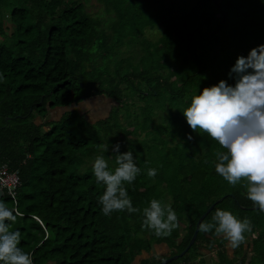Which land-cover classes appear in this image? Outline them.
<instances>
[{"label":"trees","instance_id":"16d2710c","mask_svg":"<svg viewBox=\"0 0 264 264\" xmlns=\"http://www.w3.org/2000/svg\"><path fill=\"white\" fill-rule=\"evenodd\" d=\"M158 28L157 39L147 37ZM260 45L264 0H0V165L19 176L3 200L18 214L12 229L33 264H134L154 242L179 253L222 197L202 223L218 209L248 218V264H264V212L243 181L232 186L216 173L223 150L182 113L204 88L235 86L237 58ZM101 95L116 105L90 120L79 104ZM128 151L141 171L125 187L140 211L105 216L94 161L103 155L114 170L116 155ZM152 199L176 213L170 234L142 227ZM223 240L199 230L190 250ZM190 250L169 264L190 263Z\"/></svg>","mask_w":264,"mask_h":264},{"label":"clouds","instance_id":"9594fccd","mask_svg":"<svg viewBox=\"0 0 264 264\" xmlns=\"http://www.w3.org/2000/svg\"><path fill=\"white\" fill-rule=\"evenodd\" d=\"M231 73L238 77L235 86L221 80L218 85L204 88L182 113L194 132L206 133L223 150L216 153V173L232 186L243 181L247 198L264 212V45L253 48L247 57H238ZM101 147L108 151L107 145ZM119 147L117 144L113 150L119 153ZM115 163L117 167L109 170L107 160L100 155L93 164L97 183H103L106 189L99 197L102 213L139 212L125 184L133 183L141 169L131 151L117 154ZM147 175L154 178L157 170L148 169ZM17 215L0 201V264H33L31 254L20 247L21 233L12 229ZM143 215L142 227L157 236L170 234L179 226L172 207L157 199L150 201ZM252 228L248 218L241 220L231 211L219 209L213 222L199 226L204 233L214 230V235L222 236L233 248L245 241V233Z\"/></svg>","mask_w":264,"mask_h":264},{"label":"crops","instance_id":"0c3cea01","mask_svg":"<svg viewBox=\"0 0 264 264\" xmlns=\"http://www.w3.org/2000/svg\"><path fill=\"white\" fill-rule=\"evenodd\" d=\"M222 237V236H218ZM181 239V238H180ZM223 245L219 246L218 243L212 242L211 248H208L204 245H200L199 247L195 248L193 250L194 257L190 256V264H238L243 259H246L245 264L249 263L250 257L249 252H247V246L244 245V248L241 249L240 246H237L233 248L230 245V242L226 239L223 240ZM241 249V250H240ZM226 252V255L230 261L237 258L235 262L227 263V260L225 259V255L221 253V251ZM217 253H220L222 256V259L219 258V255ZM172 248L166 243V242H154L152 245V248L150 252H143L141 255H139L136 260L134 261V264H140L141 259L145 258L147 256H153L158 258L159 260L165 259L164 257H168V255H171ZM192 255V254H190ZM239 257V258H238Z\"/></svg>","mask_w":264,"mask_h":264},{"label":"rangeland","instance_id":"374dc122","mask_svg":"<svg viewBox=\"0 0 264 264\" xmlns=\"http://www.w3.org/2000/svg\"><path fill=\"white\" fill-rule=\"evenodd\" d=\"M90 7H91V10L96 12L97 10L98 11H101L104 7H103V4L99 3V4H92L90 3ZM161 34V29L158 28V29H150L148 30L147 32V37H149L150 39L152 40H155L159 37V35ZM126 47L124 46L123 49H125ZM135 49L137 51H141L142 49V46L141 44H137L135 46ZM116 105V102L108 97L107 95H101V96H95L94 98H92L91 100H87V101H84L82 103L79 104V108L86 112L87 113V117H89L90 120H93V121H96L98 119H101V118H104L106 116H108L110 114V112L112 111L113 107ZM52 113H54V117H57L60 115L59 112H56V110H52ZM56 114V115H55ZM37 120L39 121L40 120V117L37 118ZM244 245L247 246V252H249V257L251 255V249L249 248V246L244 242ZM195 248H192L189 252V256H193L194 257V250ZM241 250V249H240ZM192 254V255H190ZM219 255V258L222 259V256L220 253H217ZM239 258V257H238ZM225 259L227 260V263L228 262H235V259H233L232 261H230L227 257V255H225ZM217 264H221L220 262L217 263ZM233 264V263H232Z\"/></svg>","mask_w":264,"mask_h":264},{"label":"water","instance_id":"95a60500","mask_svg":"<svg viewBox=\"0 0 264 264\" xmlns=\"http://www.w3.org/2000/svg\"><path fill=\"white\" fill-rule=\"evenodd\" d=\"M1 155V153H0ZM5 194V190L4 188L0 185V201L4 202L3 200V196ZM223 197L218 199L215 203H213L207 210L206 212H204L201 217L198 219L197 221V224H196V227H195V230H194V233L188 243V245L179 253H175V254H171V255H168V257H166L165 259H162L160 260L159 262H156L154 264H169L177 259H179L180 257L184 256L189 250L190 248L192 247V245L196 242V239L198 237V234H199V226L200 224L202 223V220L206 217V215L214 208L215 204L222 201ZM5 203V202H4ZM6 206H8L6 203H5Z\"/></svg>","mask_w":264,"mask_h":264},{"label":"built area","instance_id":"2783aa9c","mask_svg":"<svg viewBox=\"0 0 264 264\" xmlns=\"http://www.w3.org/2000/svg\"><path fill=\"white\" fill-rule=\"evenodd\" d=\"M19 183L17 171H10L6 164L0 165V185L7 188L10 193L15 194L14 189ZM178 264H190L189 262H180Z\"/></svg>","mask_w":264,"mask_h":264}]
</instances>
